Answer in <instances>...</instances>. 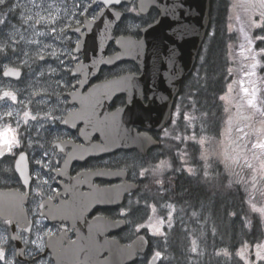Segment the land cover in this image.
Here are the masks:
<instances>
[{
  "label": "flooded vegetation",
  "instance_id": "af4514ba",
  "mask_svg": "<svg viewBox=\"0 0 264 264\" xmlns=\"http://www.w3.org/2000/svg\"><path fill=\"white\" fill-rule=\"evenodd\" d=\"M114 8L124 13V19L133 11L137 21L127 24V29L123 21L115 28L106 58L119 52L116 38L140 40L142 31L160 18L156 7L141 14L138 0ZM103 9L100 0H93L92 12L70 28L75 37L71 42L74 59L66 72L65 89L32 91L35 101L28 104L32 113L25 111L26 103L5 105L0 98V205L7 217H0V233L4 234L0 264L173 263L171 238L176 219L165 211L173 208L177 214L182 209L172 195L178 191L181 171L165 172L161 166L168 158L166 143L180 137L181 111L196 104L197 63L188 76L193 86L179 90L168 124L157 129L142 127L155 97L150 94L142 95L135 110L119 119L126 126L118 128L114 114L128 106L127 97L112 98L110 90L94 88L122 75H139V67L121 62L103 66L96 74L92 70L86 75L74 73L84 58L75 52L81 36L87 34L82 27ZM251 126L246 129L244 122L237 124L232 135L237 134L236 140L231 136L227 142L228 161L234 159L229 150L241 152L239 140ZM118 133L129 140L130 148H117ZM238 162L239 156L234 163ZM21 163L23 170L27 168V180L18 172ZM240 172H235L232 188H237L241 203ZM227 177L225 171L215 174V185L222 191L227 190ZM212 183H207L208 195ZM138 239L146 240L147 246L128 262L132 259L129 250Z\"/></svg>",
  "mask_w": 264,
  "mask_h": 264
},
{
  "label": "rangeland",
  "instance_id": "374dc122",
  "mask_svg": "<svg viewBox=\"0 0 264 264\" xmlns=\"http://www.w3.org/2000/svg\"><path fill=\"white\" fill-rule=\"evenodd\" d=\"M229 1V32L233 33V40L227 52L226 90L220 96L219 128L217 132L202 134L198 130L196 104L191 110H182L180 137L170 142V148L166 149L169 164L165 161L161 167L165 172L180 170L206 182L212 180L215 187L216 172H227L225 182L232 187L236 186L232 183L237 178L235 172L242 171L243 197L245 192L251 195L250 204L258 212L256 220L263 238L255 245H240L235 257L242 264H264V0ZM92 4L93 0H0V98L5 105L15 101L21 105L26 103L25 111L32 113L28 108L35 101L32 91L65 89L66 72L74 59L71 42L75 37L70 28L92 12ZM132 12L123 20L124 29L137 21ZM7 67L21 69V80L5 79L2 72ZM239 84L245 85L237 88ZM242 90L248 93L242 94ZM243 115L247 117L245 121L241 119ZM242 122L246 129L252 126L239 140L241 152L233 154L235 151L229 150L234 159L228 161L227 142ZM236 137L237 134L231 140L235 141ZM238 156L239 162L234 163ZM163 209L166 208L163 206ZM210 213L211 204H202L188 213L180 209L175 214L173 208L165 211L168 217H175L173 229L180 227L177 231L182 239L185 237L183 243H187V252L194 264L204 259L197 234L206 229L202 219L204 216L208 219ZM236 216L230 213L231 218ZM210 221L215 222L213 214ZM212 227L209 226V233H217V228ZM3 237L0 233V243ZM229 253L226 250L225 255L231 258Z\"/></svg>",
  "mask_w": 264,
  "mask_h": 264
},
{
  "label": "water",
  "instance_id": "95a60500",
  "mask_svg": "<svg viewBox=\"0 0 264 264\" xmlns=\"http://www.w3.org/2000/svg\"><path fill=\"white\" fill-rule=\"evenodd\" d=\"M132 1L100 0L104 9L95 20L86 21L82 27L83 30L87 29V34L81 36L75 52L82 53L84 58L75 67L74 73L86 75L87 71L92 70L96 74L103 66L111 67L121 62L135 63L140 69L139 75H122L99 84L94 89H100V92L108 89L112 98L122 95L127 97L128 106L114 114L118 128L126 126L119 119L128 117L135 110L142 95H154L142 127L163 128L171 119L174 99L182 82L194 69L210 27L211 0H138L141 14H145L150 7L159 10L158 22L143 30L144 36L140 40L130 36L116 38L115 44L119 52L106 58V48L114 39L115 28L124 17V13L114 7ZM3 76L17 81L22 77V70L10 67L3 72ZM116 144L117 148L131 146L129 140L119 133ZM18 172L23 180H27V168L23 170L22 163ZM121 201L122 199L117 204ZM4 208L0 205V217L5 219L7 217L3 213ZM146 246V240H136L129 250L132 259L130 257L128 262L134 260L136 254L143 252Z\"/></svg>",
  "mask_w": 264,
  "mask_h": 264
},
{
  "label": "trees",
  "instance_id": "16d2710c",
  "mask_svg": "<svg viewBox=\"0 0 264 264\" xmlns=\"http://www.w3.org/2000/svg\"><path fill=\"white\" fill-rule=\"evenodd\" d=\"M229 15H230V1L229 0H211V4H210V20H211L210 27H209L208 34H207V39L204 41V44H203V47L200 51L198 61H197V65L195 68V85H194V87L196 89L195 112L198 113L197 116H198V122H199V126H200V128H198V130L202 134L217 132V128H219V120L221 118L220 96L222 94H224L225 90H226L227 74H228V66H229V57L227 56V52L229 51V47H228L229 43H231V40H233L232 39L233 33L229 32ZM192 84H193L192 80L189 77H187L184 80L181 89H190V87L193 86ZM244 85L245 84H243V85L239 84L237 88L243 87ZM241 92H242V94L248 93L245 90H242ZM186 96H188V95L186 94ZM204 100L206 102H204ZM206 103H208V104H206ZM208 105H211V109H209L210 107ZM207 107H208V109H207ZM188 110H191V108L186 109V111H188ZM170 142H174V141H170ZM170 142L166 143V149L170 148ZM171 158H173V156H171ZM180 179L181 180L178 183V191L174 192V193L172 192V195L175 197L174 198L175 201L180 202L183 211H186L188 213V212H191L194 209L198 208L202 204L203 205L204 204H207V205L211 204L213 219L215 221L214 223H212L210 221L209 217H208V219L203 218L204 219L203 225L205 226L206 229L202 230V234H197V236L201 242V246L203 248L205 255H204V259H202L201 261H199L198 263H195V264H242V261L239 258L237 259L235 257L236 251L240 247V245L247 244V243L248 244L250 243V245H255V244L259 243V241H261L263 238L261 231H260V228H259L260 227L259 223L256 220L258 212L252 206V204H250L251 195L248 194L247 192H245V195L243 197V202L240 203V197L238 195L237 188H232V187L228 186L227 190L224 189L225 191H222L221 189H219L218 186L215 187L212 184L211 185V187H212L211 193L212 194H211V196H208V194H206V193H208L207 192V183L208 182H206L203 179H200L199 177H196V176L191 177L187 173H181ZM188 179H190V180H188ZM187 184L189 185V187H187ZM195 185L196 186L199 185V186L196 188ZM192 186L194 187V189ZM199 187H201V188H199ZM203 192H205V193H203ZM181 195H184V196L182 197ZM202 195H205L206 199H205V196H202ZM222 195L224 197L227 196L228 201L226 199L227 197L223 198ZM229 195L232 197H229ZM194 196L196 199L194 198ZM218 196H219V200H221V197H222L221 201H223V202L218 200ZM201 198H202V201L205 199L206 202H205V200L202 202ZM213 199L215 201H212ZM232 199L236 202L238 201L237 204H235L236 202H232L233 201ZM224 200L228 205L225 204ZM229 201H230V203H229ZM195 202H197V203H195ZM213 202H214V204H213ZM215 202L217 204V207H216ZM188 203H189V205H188ZM218 203H219V205H218ZM221 203L222 204L224 203L225 207L223 205L220 206ZM185 204H186V206H185ZM213 206H215L216 208ZM218 206L221 208L219 210L220 211L222 210L223 213L218 212L219 211ZM222 207L225 209H223ZM229 207H232L233 209H231ZM235 207H237V208L234 209ZM228 208H229V210H228ZM217 212L220 213L221 215L223 214V216H225V217L220 216ZM214 213H216V214H214ZM230 213L236 214L237 215L236 218H231ZM218 215H219V217H217ZM240 216H242V217L240 218ZM222 218H224V219L227 218V219L224 220ZM177 225L180 226V224H177ZM182 225L185 226L186 223H182ZM192 225L196 226L193 223H192ZM210 225H211V227L215 226L217 228L218 232L210 234L209 233V230H210L209 226ZM197 226H199V222H197ZM177 229L180 230V227L177 228V226H176L173 229L175 231V234H173L172 238H171L172 245L175 243L176 236L177 237L179 236V235H176L179 233V231L177 232ZM227 230H228V233H230V234L226 233ZM235 232H237V233H235ZM209 236H211V237H209ZM221 236L224 237V240L227 237H228V239L225 241H221L223 239V237H221ZM179 237H180V241H181V242L179 241V246L177 245V247H176V244H174V246H172V248L174 247V249L172 250V256H173V258H172L173 263L172 264H176V263L177 264H180V263L181 264H184V263L185 264H194V263H192V261L189 258L190 253L187 252V243H185L184 244L185 246H184L182 236H179ZM179 237H178V239H179ZM208 237L210 238V240L213 237L212 238L213 241L211 240L212 241L211 242ZM228 240H230L232 243L228 244V242L230 243V241H228ZM221 245H223V246H221ZM215 246L217 249L215 248ZM218 246H220V247H218ZM179 248H181V249H179ZM206 249H208V250H206ZM174 250L175 251L177 250V257H176V253L174 252ZM180 250H181V252H180ZM211 250H213V251H211ZM226 250L230 251L229 255L231 256V258H228L225 255ZM178 252H180V253H178ZM208 252L210 253L211 256L209 255ZM180 254H182V256H184L185 258L182 257ZM183 258H184V260H182Z\"/></svg>",
  "mask_w": 264,
  "mask_h": 264
},
{
  "label": "bare ground",
  "instance_id": "6f19581e",
  "mask_svg": "<svg viewBox=\"0 0 264 264\" xmlns=\"http://www.w3.org/2000/svg\"><path fill=\"white\" fill-rule=\"evenodd\" d=\"M218 60H219V59H218ZM213 68H214V67H213ZM211 69H212V68H211ZM206 100H207V99H206ZM204 102H206V101L204 100ZM202 103H203V102H202ZM206 104H208V103H206ZM208 106L210 107L209 109H211V105H208ZM207 109H208V107H207ZM179 180H181V179H179ZM188 180H190V179H188ZM192 182H193V181H192ZM192 182H191V183H192ZM193 183H194V182H193ZM181 184H182V183H181ZM194 184H195V183H194ZM194 184H193V185H194ZM197 184H198V183H197ZM195 186H196V185H195ZM198 186H199V185H198ZM198 186H196V188H197ZM187 187H189L188 184H187ZM192 187H193V186H192ZM192 187H191V188H192ZM199 188H201V187H199ZM188 189H189V188H188ZM193 189H194V187H193ZM203 189H204V188H203ZM203 193H205V192H203ZM203 193H202V194H203ZM208 193H209V192H208ZM208 193H206V194H208ZM182 194H183V193H182ZM206 194H205V195H206ZM210 194H211V193H210ZM210 194H209L208 196H210ZM205 195H202V196H205ZM181 196L183 197L184 195H181ZM225 196H226V195H225ZM185 197H186V196H185ZM212 197H213V196H212ZM216 197H217V196H216ZM220 197H221V196H220ZM222 197H223V198H226L227 196L224 197V196L222 195ZM222 197H221V200H222ZM229 197H232V196L229 195ZM194 198H195V196H194ZM214 198H215V197H214ZM183 199H184V198H183ZM185 199H186V198H185ZM187 199H188V198H187ZM195 199H196V198H195ZM195 199H194V200H195ZM203 199H204V198H203ZM205 199H206V196H205ZM205 199H204V200H205ZM211 199H212V198H211ZM216 199H217V198H216ZM226 199H227V201H228V197H227ZM226 199H225V200H226ZM179 200H180V199H179ZM190 200H191V199H190ZM204 200H203V201H204ZM207 200H208V199H207ZM218 200H219V196H218ZM218 200H217V201H218ZM221 200H219V201H221ZM225 200H224V202H225ZM230 200H231V199H230ZM232 200H233V199H232ZM188 201H189V200H188ZM201 201H202V198H201ZM203 201H202V202H203ZM212 201H215V200L213 199ZM217 201H216V202H217ZM205 202H206V200H205ZM216 202H215V204H216ZM221 202H223V201H221ZM232 202H236V201L233 200ZM237 202H238V201H237ZM237 202H236L235 204H237ZM182 203H183V202H182ZM189 203H190V202H189ZM189 203H188V205H189ZM195 203H197V202H195ZM229 203H230V201H229ZM199 204H200V203H199ZM213 204H214V202H213ZM225 204H227V203L225 202ZM232 204H233V203H232ZM195 205H196V204H195ZM218 205H219V203H218ZM221 205H223V206L225 207L224 203H223V204L221 203L220 206H221ZM227 205H228V204H227ZM238 205H239V204H238ZM185 206H186V204H185ZM235 206H236V205H235ZM213 207H215V206H213ZM216 207H217V204H216ZM216 207H215V208H216ZM222 208H223V207H222ZM226 208H227V207H226ZM229 208L233 209L232 207H229ZM229 208H228V210H229ZM236 208H237V207H235L234 209H236ZM219 209H221V208L218 206V210H219ZM223 209H225V208H223ZM207 210H208V208H207ZM207 210H205V211H207ZM226 210H227V209H226ZM226 210H225V211H226ZM237 210H238V209H237ZM223 211H224V210H223ZM213 212H214V211H213ZM218 212H222V210H221V211L219 210ZM218 212H217V213H218ZM205 213H207V212H205ZM222 213H223V212H222ZM199 214H200V213H199ZM203 214H204V213H203ZM203 214L201 215L202 217H203ZM214 214H216V213H214ZM218 214H219L220 216H223V214H222V215H221L220 213H218ZM205 215H206V214H205ZM219 215H218L217 217H219ZM202 217H201V219H202ZM223 217H225V216H223ZM204 218H205V216H204ZM222 219H224V218H222ZM225 219H227V218H225ZM225 219H224V220H225ZM203 220H204V219H202V221H203ZM177 232H178V231H177ZM181 232H182V231H181ZM185 232H186V230H185ZM182 233H183V232H182ZM226 233H228V230H227ZM235 233H237V232H235ZM185 234H187V233H185ZM223 234H224V233H223ZM228 234H230V233H228ZM176 235H179V233L176 234ZM180 235H181V234H180ZM183 235H184V234H183ZM209 235H210V234H209ZM237 235H238V234H237ZM181 236H182V235H181ZM185 236H186V235H185ZM176 237H177V236H176ZM178 237H179V236H178ZM209 237H211V236H209ZM209 237H208V238H209ZM221 237H223V236H221ZM237 237H238V236H237ZM212 238H213V237H212ZM212 238H211V240H212ZM225 238H226V237H225ZM176 239H178V238H176ZM184 239H185V237H184ZM184 239H183V242L185 241ZM227 239H228V237H227L225 240H227ZM229 239H230V238H229ZM178 240L180 241V237H179ZM209 240H210V238H209ZM211 240H210V241H211ZM225 240H224V237H223V239H222L221 241H225ZM176 241H177V240H176ZM176 241H175L174 244H176ZM212 241H213V240H212ZM212 241H211V242H212ZM228 241H230V240H228ZM237 241H238V240H237ZM180 242H181V241H180ZM208 242H209V241H208ZM214 242H215V241H214ZM231 243H232L231 241H230V243L228 242V244H231ZM174 244L171 245V246H174ZM183 244H184V243H183ZM228 244H227V245H228ZM176 245H177V244H176ZM178 245H179V244H178ZM210 245H211V244H210ZM223 245H224V244H223ZM223 245H221V246H223ZM176 247H177V246H176ZM180 247H181V246H180ZM183 247H184V246H183ZM218 247H220V246H218ZM213 248H214V247H213ZM215 248H216V246H215ZM171 249L173 250L174 247L171 248ZM175 249H176V248H175ZM179 249H181V248H179ZM216 249H217V248H216ZM206 250H208V249H206ZM174 251H175V250H174ZM176 251H177V250H176ZM211 251H213V250H211ZM180 252H181V250H180ZM180 252H178V253H180ZM209 252H210V251H209ZM209 252H208V253H209ZM173 253H174V252H173ZM183 253H184V252H183ZM183 253H182V254H183ZM182 254H180V255L182 256ZM183 255H184V254H183ZM209 255H210V253H209ZM209 255H208V256H209ZM174 256H175V255H174ZM176 256H177V254H176ZM210 256H211V255H210ZM210 256H209V257H210ZM182 257H184V256H182ZM174 258H175V257H174ZM184 258H185V257H184ZM184 258H183L182 260H184ZM207 260H208V259H207ZM177 261H178V260H177ZM179 262H180V261H179ZM181 262H182V261H181ZM182 263H183V262H182ZM180 264H181V263H180ZM184 264H185V263H184Z\"/></svg>",
  "mask_w": 264,
  "mask_h": 264
}]
</instances>
